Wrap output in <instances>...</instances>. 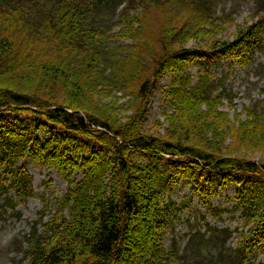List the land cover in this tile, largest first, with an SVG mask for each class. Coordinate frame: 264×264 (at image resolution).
I'll list each match as a JSON object with an SVG mask.
<instances>
[{
    "label": "trees",
    "instance_id": "1",
    "mask_svg": "<svg viewBox=\"0 0 264 264\" xmlns=\"http://www.w3.org/2000/svg\"><path fill=\"white\" fill-rule=\"evenodd\" d=\"M219 1L0 0V220L9 210L21 217L12 191L23 201L35 196L20 162L54 168L70 184L53 203L56 213L45 222L49 213L41 212L15 239L24 261L253 264L256 251L264 254V100L233 121L225 111L236 112L228 76L203 74L193 84L186 74L195 60L241 61L264 48V0H254L244 25L220 15ZM229 26L236 33L225 40ZM111 38L131 44L111 47ZM170 75L167 128L161 134L156 122L154 133L144 131L150 101ZM252 151L262 159L248 158ZM213 172L243 185L234 207L243 222L237 248L228 247L234 232L210 227V239L196 233L186 249L199 246L198 236L216 239V255L190 260L175 241L167 251L175 204L165 196L183 181L197 190L198 176Z\"/></svg>",
    "mask_w": 264,
    "mask_h": 264
},
{
    "label": "rangeland",
    "instance_id": "2",
    "mask_svg": "<svg viewBox=\"0 0 264 264\" xmlns=\"http://www.w3.org/2000/svg\"><path fill=\"white\" fill-rule=\"evenodd\" d=\"M255 8L254 0H221L218 2L217 11L220 15L231 14L236 25H244L252 18ZM228 29L222 38L232 40L236 29L232 26H229ZM108 43L111 47L131 44L130 41L118 42L114 38H111ZM194 45L195 43H190V47H194ZM248 57L251 59H247ZM242 62L244 65H241ZM261 65H264V48H257L252 55L244 54L241 61L233 56L195 60L187 68L186 74L191 77L193 84L203 74H210L214 79L225 78L227 75L225 85L236 95L234 101L236 112L229 111V109L225 111L230 113L233 121H235L236 113L241 114L242 120H245L244 108L264 100L261 91L264 87V72H262L263 77L259 74L264 67L262 68ZM172 77L173 75H170L160 80L161 89L154 93L150 101L143 127L144 131L154 133L156 122L163 126L159 130L161 134L167 128L164 125V113L170 114L171 106L166 99L165 91L171 88L169 84ZM124 102L123 100L121 104ZM41 139L45 142L44 135H41ZM251 153L248 158L252 161L258 162L262 159V155L259 153L254 151ZM243 154L245 155L244 152ZM18 166H27L30 175L33 177L32 187L35 196L23 201L15 191L11 192V196L15 198L18 204L16 212L21 213V217H12L13 212L9 210L4 215L5 219L0 220V264H29L15 252V239H18L16 244L21 242L22 238L30 232L31 224L39 219L41 212L49 213L44 220L47 222L56 213V207L53 204L55 199L62 198L70 189L69 182L63 179L54 168L41 169L30 160L20 162ZM162 169L164 171L168 169V159L162 164ZM82 179L83 173H76L73 177V181L77 182ZM226 181L227 183H225ZM197 184L198 189L196 190L192 181H183L172 193L165 196L166 202L171 200L175 206L171 207L172 224L165 232L164 247L168 251L175 241L180 255L185 253L190 260L193 258L201 260L200 253L216 255L221 248L216 239L212 242H204L202 237L198 236L197 240L201 241L199 246L197 247L198 244H195L186 249L189 239L194 234L201 233V236L207 234L205 239L208 240L211 237L210 227L230 229L235 234L229 240L228 247L235 249L239 243L236 231L241 230L243 226L240 218L241 212H234L236 199L243 185L226 179L224 175L215 172L203 177L198 176ZM43 197L45 200L42 199ZM255 253L251 258V263L264 264V254L259 251Z\"/></svg>",
    "mask_w": 264,
    "mask_h": 264
}]
</instances>
